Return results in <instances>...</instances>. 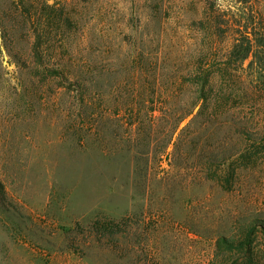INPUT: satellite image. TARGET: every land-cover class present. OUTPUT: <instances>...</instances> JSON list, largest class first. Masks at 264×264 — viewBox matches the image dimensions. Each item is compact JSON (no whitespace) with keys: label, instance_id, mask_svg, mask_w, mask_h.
I'll return each mask as SVG.
<instances>
[{"label":"rangeland","instance_id":"rangeland-1","mask_svg":"<svg viewBox=\"0 0 264 264\" xmlns=\"http://www.w3.org/2000/svg\"><path fill=\"white\" fill-rule=\"evenodd\" d=\"M210 20L234 25V135L189 136L180 154L146 176L134 175L118 132L80 143L74 117L64 113L67 100H45L41 84L18 86L17 67L0 50V179L7 194L0 264H264L260 227L246 249L218 245L220 236L238 240L247 225L264 222V149L252 154L257 125L240 128L254 117L264 125V0H0V25L27 52L37 36L53 42L72 35L92 40L95 51L105 40L116 43L110 54L136 55L141 38H157L159 24L169 25L174 41L191 44L200 22ZM65 21L79 30L62 32ZM120 77H108L109 100ZM233 143L229 181L201 170L199 156Z\"/></svg>","mask_w":264,"mask_h":264},{"label":"trees","instance_id":"trees-1","mask_svg":"<svg viewBox=\"0 0 264 264\" xmlns=\"http://www.w3.org/2000/svg\"><path fill=\"white\" fill-rule=\"evenodd\" d=\"M67 22L58 29L64 33L79 30L80 25ZM0 27V50L4 48L17 67V85L25 89L36 85L39 89L41 84L45 100H67L64 113L74 117V128L82 137L80 143L96 133L118 132L119 144L132 159L136 177L143 175L142 171L146 176L148 169L161 165L165 157L180 154L190 143L189 136L196 139L215 130L234 135V25L229 21L200 22L191 44L174 41L169 25L159 24L157 38H141L136 55L110 54L107 48L116 43L105 40L100 43L104 49L95 51L92 40L83 42L72 35L53 42L37 36L27 52L22 40L8 38L7 29ZM218 49L221 54L214 52ZM112 72H121L115 80L118 94L113 101L107 91ZM252 122L258 127L256 135L251 136L252 154L260 155L264 125L254 117L251 122H240V128ZM232 145L199 156L201 170L229 181L234 175V169L228 172L227 164L234 155ZM6 201L0 179V203ZM259 227L264 233V222H256L247 225L241 239L220 236L218 245L246 249Z\"/></svg>","mask_w":264,"mask_h":264}]
</instances>
